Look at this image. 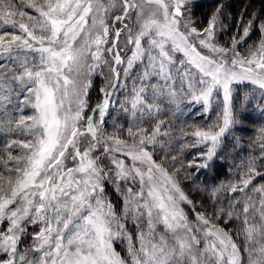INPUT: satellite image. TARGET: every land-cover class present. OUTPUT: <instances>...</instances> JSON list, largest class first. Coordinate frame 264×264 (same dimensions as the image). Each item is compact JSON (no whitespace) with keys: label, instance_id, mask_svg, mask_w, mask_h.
Segmentation results:
<instances>
[{"label":"snow or ice","instance_id":"obj_1","mask_svg":"<svg viewBox=\"0 0 264 264\" xmlns=\"http://www.w3.org/2000/svg\"><path fill=\"white\" fill-rule=\"evenodd\" d=\"M189 3L0 0V57L5 58L0 63V132L15 137L0 146L7 156L0 158V224L8 225L0 230V264H129L114 250L117 239L129 241L131 264H242L231 236L212 223L225 216L230 221L234 215H243L250 245L257 235L264 240V185L248 192L257 178L264 179V172L258 170L264 165V128L257 139L260 155L242 164L247 170L238 182L211 190L209 212L208 208L197 211L182 189L178 179L181 169L170 174L149 151L157 143L163 148L162 137L170 136L167 131L161 132L164 121H156L151 132L133 123L127 129V139L120 138L121 127L114 126L110 134L103 127L116 103L115 93L127 86L120 80L124 64L120 43L125 32V46L134 47L123 75L127 77L137 61L147 58L139 76L140 85H134L130 96L120 103V109L131 113L134 121L137 114L141 122L146 116L158 114L161 106L156 101L161 95L178 104L176 89L168 85L173 79L172 69L177 67V54L184 57L179 59L180 68L191 65L197 70L180 76L182 82L187 80V89L182 91L190 97L189 103L202 104L207 113L214 94L222 90L223 109L218 122L207 128L196 127L190 133L194 138L190 147L203 144L207 152L189 162V169L209 166L234 122L231 85L250 81L264 89V21L257 25L259 17L254 13L241 34V17L230 45L225 47L216 43L222 8L206 27L198 28L184 11ZM114 11L120 14L114 15ZM109 16H113L111 25ZM117 23L121 27L116 28ZM5 26L14 31L5 30ZM257 30L260 39L249 47L247 55H241L239 48ZM105 54L111 56V61L105 59ZM102 64H109L113 79L100 89L103 99L91 108L93 114L86 115L90 77ZM84 66L89 81L81 88L71 74H79ZM150 76L162 79L164 85H146ZM148 87L153 89L152 102L148 100ZM29 107L33 113L24 115ZM97 112L99 121L95 119ZM82 138H88L83 149ZM101 146L103 151L95 155ZM16 149L19 154H15ZM105 156L108 165L102 164ZM108 184L123 196L121 214L107 198ZM225 189L229 196L243 194L242 209L240 199L231 200L227 209L217 207ZM184 205L191 206L195 221ZM250 212L258 213V221L255 216L249 219ZM129 218L134 224L141 222L139 227L147 220V232L138 234V248L131 243ZM35 225L40 227L32 236L29 255L28 250H20V244L27 228ZM157 225L163 226L159 235ZM246 251L249 264H264V243Z\"/></svg>","mask_w":264,"mask_h":264},{"label":"rangeland","instance_id":"obj_2","mask_svg":"<svg viewBox=\"0 0 264 264\" xmlns=\"http://www.w3.org/2000/svg\"><path fill=\"white\" fill-rule=\"evenodd\" d=\"M199 1L200 0H190L188 7L184 11L186 14L191 15L192 20L196 22V26L198 28H203L207 26L208 20L213 15L207 18L205 14L204 15L200 14L198 9H196V4ZM148 10L150 11L152 9L149 8ZM28 11L30 13L32 12V10H28ZM119 14H120L119 11H114V15H119ZM112 20H113V16H109L108 23L110 25L112 23ZM115 27L119 28L121 27V25L117 23ZM216 28H217L216 43L218 45L225 46V47L229 46L234 34L230 36L226 35L225 33L226 31L224 30V27L220 22L217 23ZM5 30L14 31L13 29L10 28V26H5ZM135 30H138V27ZM113 32H114V29H113ZM240 33L243 34V28L241 29ZM126 35L127 33L125 32L124 36L121 38V43H120V48L122 49L121 56L124 59V64L120 67V72H121L120 80L122 84L126 83L127 86L126 88L118 89L117 92L115 93L114 99H116V103L113 107L110 108V114L106 117L105 123L103 125L104 130L106 133L110 134L115 131L114 126H119L123 129L120 138L127 139L128 138L127 129L130 126H132L133 123H137L141 127H144L149 132H151L155 126L156 121L158 120L164 121L165 123L161 127V132L167 131L169 132L170 136L162 137V140L164 142L163 148L161 147L160 143H157L155 149L153 150L150 147L149 151L153 152L154 159L156 160V162L163 163V165L168 169L170 174L173 172L174 169H181L178 179L180 181V185L182 189L186 193L185 189L186 187H189L190 182L188 179L189 174L187 171V161L184 156V153H185L186 146L189 147L191 145L190 143H188L187 138L188 140H191V136L189 137L190 133L193 132L196 129V127H199V126H196L195 124L193 125L194 122L199 123V125H204L203 128H207L209 125H214L218 122L219 114L222 113V109H223L222 90H218L214 94V97H213L212 107L213 108L216 107L218 109V114L215 116V119L211 115H208V117L202 120L196 121L195 118L200 117V112L203 109V105L189 103L190 97L185 96L184 91H182V89L183 90L187 89V80H184L182 82L180 79V76H182L185 73V71H188V70H190L193 74H195L197 70L191 65H186L185 68H180L179 59H184V57L182 56V54H177V56L179 57V59H177V67L172 69L173 79L168 81V85L176 89L177 94H178L177 96L178 104L173 103L167 95H161L156 101L161 106V111L158 114L154 115V117L152 118H149L147 116L144 117L143 122H141L139 118V114H137V118L134 121L131 116V113H125L120 109V103L124 101L126 97L130 96L134 85L136 86L140 85L139 76L145 70V65L147 64V58H145L143 62L137 61L134 64L133 68L130 70L129 75L127 77L123 75V67L127 66V57L131 55L130 49L134 47L132 45L125 46L124 40L126 38ZM251 36L248 38L247 42L244 43L239 48L241 55H247L249 47L252 46L254 43L258 42V40L260 39V33L258 34L257 38L251 37ZM200 50L205 55L209 54L206 49H200ZM105 59L108 61H111V56L105 54ZM4 62H5V58L0 57V63H4ZM87 63L88 64L92 63L90 58L87 60ZM87 73H88V68L87 66H84L80 69L79 74H77L76 72H73L71 76L78 82V86L82 88V86L88 83L89 81V76ZM177 73H179V75ZM90 79H91V86L88 89V97H87L89 106L95 100L98 99V96L100 94V89L107 87L108 84L113 79L112 74L110 73V70H109V64H102L101 67L97 68L96 71L92 73ZM197 79H198V76H197ZM164 83L165 82L162 79L155 77V76H150L145 81L146 85L156 84L159 86H163ZM241 83L244 84V83H251V82L250 81L234 82L231 85L232 92H233L234 86L235 85L238 86ZM152 93H153V89L151 87H148L147 96H148L149 102H152ZM71 99L75 100V97H71ZM14 103H15V98H14ZM72 107H75V105L73 104ZM32 113H33V109L29 107L24 110L23 114L31 115ZM85 114L92 115L93 113H91V108H88ZM96 114H97V117L95 116V119L99 121L100 119L99 113L97 112ZM202 122H206V123L201 124ZM186 133H188V135H186ZM11 138H15V137H11V136H8L0 132V146H2L6 140L11 139ZM87 143H88V138H82L81 148L83 149V147L87 146ZM102 151H103V147L101 146L100 149L97 150L94 154L98 156L100 155ZM15 154H19V149L15 150ZM173 156L177 157L175 161L172 160ZM0 158L6 159L7 156L4 152L0 151ZM128 163H131V161H128ZM102 164L104 165L109 164V160L107 156H105V158L103 159ZM68 166L69 167L72 166L71 162H68ZM123 187H126V186H123ZM106 195H107V198L114 205L117 214H121L124 210L123 196H121L119 193L114 191V186L112 184L106 185ZM184 208H185L186 213L189 215L190 219L195 221V212L192 211L191 206L184 205ZM215 222L216 221L214 220L212 221V223L216 227L222 228ZM140 223L141 222H137V224H140ZM137 224H134L132 220L129 218L128 223H127V228H128V232L133 237V240L131 241V243L138 248L139 247L138 234L142 230L144 232H147L148 226H147L146 219L142 222V227L137 226ZM7 226L8 225L6 222L0 224V230L6 229ZM39 227L40 225H35V226H29L27 228L25 238L20 244L21 251L28 250L29 255H32L31 253V248L33 246L32 236L35 232L39 231ZM223 230L228 234V232L225 229ZM162 231H163V226L157 225V235H159ZM113 246H114V250L117 253H119L122 258L127 259L129 261V264H131V257L128 254L129 241L127 239H117L114 241ZM200 247L203 248L204 244L202 243ZM239 258L242 261V264H246L247 261L249 260V255L247 254L246 256L244 253L242 254L239 251Z\"/></svg>","mask_w":264,"mask_h":264},{"label":"trees","instance_id":"obj_3","mask_svg":"<svg viewBox=\"0 0 264 264\" xmlns=\"http://www.w3.org/2000/svg\"><path fill=\"white\" fill-rule=\"evenodd\" d=\"M218 8H222L219 22L223 25L226 31L225 33L228 36L236 33L241 17H243V25L240 26L239 31L247 25L254 13L259 17L256 21L257 25L261 21H264V0H200L196 4V9H198L200 14H205L207 18L216 13ZM258 34V30L254 31L251 37L257 38ZM101 99H103V96L100 93L98 99L90 104L89 108L94 107ZM232 110L234 113V122L222 138L221 146L217 149L213 161L207 168L189 169L187 167L190 185L185 189L186 194L193 200L196 209L199 211L208 208L209 212H211V205L213 203L211 190L221 184L228 185L238 182L241 173L247 170L242 164L246 165L249 157H258L260 155L257 139L260 129L264 128V89L252 83L235 85L232 92ZM217 114L218 109L211 106V109L207 113H204L202 109L200 117L195 119L196 121L202 120L208 117V115H211L215 119ZM95 116L97 117L96 113ZM205 123L202 122L201 124ZM194 124L199 127H204V125H199L197 122H194ZM187 141L192 144L194 143V138L191 137V140L187 138ZM206 152L207 146L203 144L195 148L186 146L184 156L187 165L189 162H193L194 158L199 154ZM195 162L203 163L204 161L196 160ZM258 170L264 172V165L258 166ZM260 185H264V179L257 178L254 184L248 189V192L251 193V188ZM234 199L241 200L240 208L242 209L243 194L237 192L233 196H229L226 189L222 190L217 207L223 206L227 209L229 202ZM239 211L240 209H237V212ZM253 216L258 221V213L250 212L249 219H252ZM214 221L228 232L239 251L246 256L248 254V251H246L248 247H257L259 244L264 243V240L257 235L255 242L251 245L249 244L244 232L245 224L243 215L239 217L234 215L230 221H228L227 216ZM226 221L228 222L226 223ZM246 264H249V260Z\"/></svg>","mask_w":264,"mask_h":264}]
</instances>
